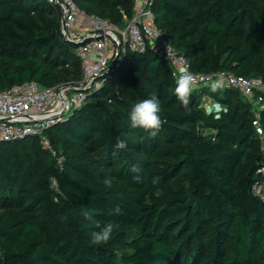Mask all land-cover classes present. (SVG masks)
<instances>
[{
  "label": "trees",
  "instance_id": "16d2710c",
  "mask_svg": "<svg viewBox=\"0 0 264 264\" xmlns=\"http://www.w3.org/2000/svg\"><path fill=\"white\" fill-rule=\"evenodd\" d=\"M89 1L76 3L121 29L134 15V0H96L97 13ZM154 15L193 72L264 83V0H155ZM60 18L46 0H0V90L82 79L78 45L63 39ZM59 45L68 56L64 70L53 59ZM128 73L138 97L155 95L164 109L155 136L130 126L139 101L118 77ZM103 80L48 130L50 147L38 138L0 142V202L17 209L0 215V264H264V201L252 191L264 167V109L257 116L232 88L192 92L185 109L168 61L151 48L120 55ZM206 94L228 109L220 119L202 107ZM256 96L264 99V90ZM96 222L114 225L107 244H90ZM172 229L181 236L170 240ZM119 245L130 250L120 260Z\"/></svg>",
  "mask_w": 264,
  "mask_h": 264
},
{
  "label": "built area",
  "instance_id": "2783aa9c",
  "mask_svg": "<svg viewBox=\"0 0 264 264\" xmlns=\"http://www.w3.org/2000/svg\"><path fill=\"white\" fill-rule=\"evenodd\" d=\"M60 11L61 34L66 42L80 43L77 56L83 70L82 79L54 87H43L36 81L0 90V142L38 138L50 147L48 130L81 107L88 92L96 91L104 83L111 61L127 52L143 55L151 48L169 63L176 80L184 67L198 77L194 89L210 87V83L222 75L223 88H232L253 106L255 113L264 109V99L256 95L264 90L259 78H245L227 71L196 73L190 61L163 35L156 25L155 0H134V15L121 29L113 22L97 15H88L78 7L76 0H46ZM118 55V57H117ZM193 92V91H192ZM253 125L259 135L263 129L258 120ZM252 187L255 196L264 201V167L258 171Z\"/></svg>",
  "mask_w": 264,
  "mask_h": 264
},
{
  "label": "clouds",
  "instance_id": "9594fccd",
  "mask_svg": "<svg viewBox=\"0 0 264 264\" xmlns=\"http://www.w3.org/2000/svg\"><path fill=\"white\" fill-rule=\"evenodd\" d=\"M198 82V77L189 71L187 68H180L179 74L175 80V89L174 94L177 99L180 101L182 106L185 109H189L191 103V94L194 86ZM225 81L222 75L217 76L215 80L210 83V88L213 92L223 89ZM190 110V109H189ZM161 111L160 102L157 96L153 95L150 98L143 99L137 102L129 111L128 119L130 121V126L133 128H143L146 131L150 132V135L155 136L164 121H162L161 116L159 115ZM207 113L211 115L213 111L216 113V119H220L221 112H227L228 109L222 106L220 103H215L211 107L206 109ZM117 148H125L126 142L124 140L118 139L116 142ZM133 172L138 170L133 168ZM133 179L137 182H140L141 177L135 175ZM159 177L153 178V183L159 182ZM103 184L106 188H110L111 180L104 179ZM114 213H119V208L113 210ZM91 219V217H89ZM99 231H94L90 233L89 242L93 246L107 244L113 237L114 225L112 223H107L101 226L99 222H96Z\"/></svg>",
  "mask_w": 264,
  "mask_h": 264
},
{
  "label": "rangeland",
  "instance_id": "374dc122",
  "mask_svg": "<svg viewBox=\"0 0 264 264\" xmlns=\"http://www.w3.org/2000/svg\"><path fill=\"white\" fill-rule=\"evenodd\" d=\"M43 0H40V2H42ZM90 4H86L87 5V9H89V11L91 12H94V13H97V12H100L102 11V6H100L99 2L96 1V0H90L89 1ZM79 4H84L83 2L79 1ZM88 14V13H87ZM89 15V14H88ZM53 52H54V55H53V59L55 61H57L60 65V70H64L66 69L63 65V62L65 63L67 61V54L65 53V51L62 49V47L59 45V46H55L54 49H53ZM121 79H122V83H126L128 85V87L130 88L131 92L133 93V95L135 97H138V89H139V86L138 84L136 83V79H135V76L132 75L131 73H128V74H123L122 76L119 74V76ZM65 83V82H63ZM62 85V84H61ZM203 89H206V90H209V92L211 93H214L210 87H201V88H197V89H194L193 92H201ZM219 90H217L216 92H218ZM147 98H150L148 95H145L144 97H138L137 98V101H141L143 99H147ZM256 100H258V98L256 97L255 98ZM215 103H217L213 96L210 95V94H206L204 97H203V102H202V107H205V109H207L208 107H211L212 105H214ZM163 107H161V111H163ZM213 114H216L214 111H213ZM17 211L16 208H14V206L12 207H9L7 206L6 204H3L2 202H0V215H3V216H11L13 215L15 212ZM170 240H172L173 238H176L181 236L180 232L176 231L175 229H172L170 230ZM178 240H183V237L181 238H178ZM207 241V240H205ZM197 242H195L192 247H195ZM224 243L226 245L227 248H231L232 245H233V242H232V239H229L228 236L225 237L224 239ZM130 250L123 246V245H119L117 248H116V256L118 257V259L120 260V258L122 257V255L126 254V253H129ZM256 255L257 256H260V254L262 253V250L261 248H257L256 250ZM187 264H191V263H187ZM196 264V263H195Z\"/></svg>",
  "mask_w": 264,
  "mask_h": 264
},
{
  "label": "water",
  "instance_id": "95a60500",
  "mask_svg": "<svg viewBox=\"0 0 264 264\" xmlns=\"http://www.w3.org/2000/svg\"><path fill=\"white\" fill-rule=\"evenodd\" d=\"M90 39H92V38H90ZM90 39H86V40H84V41H82L80 43H77V45L84 44L85 42L89 41ZM117 57H118V55H117Z\"/></svg>",
  "mask_w": 264,
  "mask_h": 264
}]
</instances>
